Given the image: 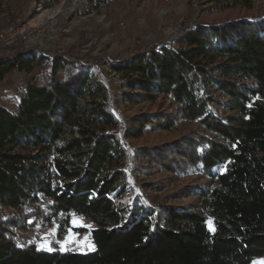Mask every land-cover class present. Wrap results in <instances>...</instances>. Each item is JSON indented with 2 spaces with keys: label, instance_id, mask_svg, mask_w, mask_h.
<instances>
[{
  "label": "trees",
  "instance_id": "obj_1",
  "mask_svg": "<svg viewBox=\"0 0 264 264\" xmlns=\"http://www.w3.org/2000/svg\"><path fill=\"white\" fill-rule=\"evenodd\" d=\"M59 1L44 0V8ZM106 1L90 0L89 6L98 10ZM218 2L223 9L251 11L255 5ZM8 3L0 0V7ZM11 48L0 54V87L14 71L29 79L15 112L0 105V264L264 259V16L189 26L172 45H153L111 63L122 76L121 102H170L168 109L132 117L124 135L106 85L93 79L90 65L64 52L29 58L34 50L22 42ZM47 64L46 73L32 75ZM184 124L199 130L137 149L127 168L123 138ZM144 161L177 175L198 171L209 187L192 193L198 200L187 208L118 207L115 200L131 190L130 174H142ZM223 165L228 168L217 172ZM74 215L95 224V251L37 250V243L21 239L53 224L65 237Z\"/></svg>",
  "mask_w": 264,
  "mask_h": 264
},
{
  "label": "rangeland",
  "instance_id": "obj_2",
  "mask_svg": "<svg viewBox=\"0 0 264 264\" xmlns=\"http://www.w3.org/2000/svg\"><path fill=\"white\" fill-rule=\"evenodd\" d=\"M89 1L78 0V12L70 14L75 0H60L48 9L44 8V0H9L8 4L0 7V33L14 25L46 27L54 24L55 33L35 37L32 43L25 45L34 50L28 57H43L44 54L54 57L64 52L90 65L93 79L101 80L106 85L110 105L121 123L118 132L121 135H124V129L132 117L157 109H168L170 102L165 99L155 104L131 105L121 102L122 76L111 68V63L122 61L153 45H172L189 26L225 22L243 16H264V0H254L251 11L241 7L223 9L218 0H107L98 10H91ZM14 48H0V54L13 53ZM48 68L49 64L36 66L32 75H42ZM28 79L24 72L8 74L0 87V105L15 112ZM194 130L198 131L199 128L184 124L181 130L158 131L140 139L123 138L129 153L127 168L132 165L130 160L137 149L172 143ZM141 166L144 169L142 174H130L131 190L122 199L115 200L118 207L122 203L130 208L133 204L139 208L145 205L187 208L198 200L192 193L209 187V180L198 171L177 175L151 168L145 161ZM227 168V165H223L217 172H224ZM94 228L95 224L90 219L74 215L72 228L65 237L58 236L57 225L53 224L44 232L38 228L27 232L21 239L38 245L47 242L53 251L61 250L63 245L66 251L89 253L93 252L89 250V245H94L96 250L90 232ZM78 229H85V232L81 233ZM251 264H264V259H254Z\"/></svg>",
  "mask_w": 264,
  "mask_h": 264
},
{
  "label": "built area",
  "instance_id": "obj_3",
  "mask_svg": "<svg viewBox=\"0 0 264 264\" xmlns=\"http://www.w3.org/2000/svg\"><path fill=\"white\" fill-rule=\"evenodd\" d=\"M79 9L78 0L73 2L70 14H74ZM55 33L54 24L46 27H27V26H10L0 33V48H7L17 45L18 43H24L28 46L33 42L35 37H41L43 35H51Z\"/></svg>",
  "mask_w": 264,
  "mask_h": 264
},
{
  "label": "snow or ice",
  "instance_id": "obj_4",
  "mask_svg": "<svg viewBox=\"0 0 264 264\" xmlns=\"http://www.w3.org/2000/svg\"><path fill=\"white\" fill-rule=\"evenodd\" d=\"M74 223H78V222L74 221ZM209 230L212 231V232L215 231L214 228H212L211 223H209ZM18 246H20V245H18ZM37 250L53 251V249L49 246V244L47 242L40 244L38 246ZM61 250L66 251L67 249H65L64 246L61 245ZM89 250L90 251H94L95 250L94 245H89Z\"/></svg>",
  "mask_w": 264,
  "mask_h": 264
}]
</instances>
